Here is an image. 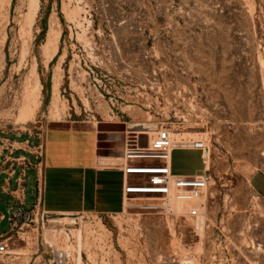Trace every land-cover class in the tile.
Returning <instances> with one entry per match:
<instances>
[{"label":"rangeland","instance_id":"obj_1","mask_svg":"<svg viewBox=\"0 0 264 264\" xmlns=\"http://www.w3.org/2000/svg\"><path fill=\"white\" fill-rule=\"evenodd\" d=\"M37 1L38 10L31 0H0V136L68 124H124L130 134L165 125L212 151L202 219L130 208L157 203L145 200L111 217L50 216L83 228L84 264H264V194L255 183L264 177V0ZM52 26L61 38L50 63ZM56 77L59 119L51 114ZM37 81L40 109L25 124L24 96ZM127 132L111 134L122 144ZM203 169L200 152L175 153V174ZM26 189L31 209L38 196L31 177ZM77 245L68 228L46 221L14 233L0 262L47 264L57 248L76 264Z\"/></svg>","mask_w":264,"mask_h":264},{"label":"crops","instance_id":"obj_2","mask_svg":"<svg viewBox=\"0 0 264 264\" xmlns=\"http://www.w3.org/2000/svg\"><path fill=\"white\" fill-rule=\"evenodd\" d=\"M101 141L108 146L100 149ZM117 143L116 135H102L91 123L57 126L43 133L0 136V204L16 203L13 195L19 189V181L25 176V187L30 177L37 183L40 170L45 178L43 206L51 215L123 214L128 205L124 187L129 177L121 162H117L125 145ZM44 144L46 155L40 164L36 153ZM18 171L21 172L14 185ZM255 183L264 194V177L256 178ZM26 206L28 209L27 189ZM3 219L0 211V224Z\"/></svg>","mask_w":264,"mask_h":264},{"label":"built area","instance_id":"obj_3","mask_svg":"<svg viewBox=\"0 0 264 264\" xmlns=\"http://www.w3.org/2000/svg\"><path fill=\"white\" fill-rule=\"evenodd\" d=\"M175 132L174 129L165 125L148 135L127 132L120 164L125 176L130 178L124 187V198L127 203L135 200L157 202L156 204L130 206V208L157 210L159 214L170 217L202 219L207 214V204L202 199L208 198L213 181L210 171L212 151L207 141L203 139L178 142L174 138ZM143 136L147 137L146 146H144ZM182 150L201 153L204 165L201 175L187 176L174 173L175 153ZM36 155L41 164L46 155L45 144L39 147ZM145 161L150 163L144 164ZM132 176H146L147 178L137 183H131ZM24 178L25 176L19 181V189L13 195L16 200V208L10 206L9 225L11 230L0 237V255L9 254V241L14 233L20 235L25 227H30L33 224L42 223L44 227L45 222L52 219L50 216H54L48 213L43 206L45 178L43 179L41 171L37 172L38 201L31 209H27L26 206ZM181 204L188 205V207L179 211L177 206ZM56 232L58 233L57 230ZM72 261L70 250L53 248L52 257L47 264H72Z\"/></svg>","mask_w":264,"mask_h":264},{"label":"bare ground","instance_id":"obj_4","mask_svg":"<svg viewBox=\"0 0 264 264\" xmlns=\"http://www.w3.org/2000/svg\"><path fill=\"white\" fill-rule=\"evenodd\" d=\"M6 1V0H5ZM30 1V0H29ZM11 4V3H10ZM31 8L33 9H37L38 8V1L37 0H31V4H30ZM30 9V7H29ZM32 9H30L31 11ZM38 10V9H37ZM36 10V11H37ZM32 14V13H30ZM32 17V16H31ZM61 38V34L56 30V28L54 26H52L50 32H49V36H48V42L46 43V45L44 46L45 50L47 53H51L50 54V58H49V62L51 63V61L56 57V55L58 54V50H59V41ZM37 66V65H36ZM37 69V68H36ZM59 69V67H58ZM36 72V71H35ZM34 72H31V74ZM57 74V73H56ZM59 76V74H57ZM31 76V75H30ZM57 76V77H58ZM29 77V76H28ZM32 77V76H31ZM56 77V78H57ZM38 78V77H37ZM34 80V78H32ZM31 79V80H32ZM30 80V79H29ZM36 80V79H35ZM60 80L59 78H57L55 81V86H54V99L52 102V117L53 119H59L60 118V109H59V98H58V92H59V86H60ZM34 82V81H33ZM34 84V83H33ZM41 84L40 82L37 81V85L35 87L29 86L28 84V88L26 90L25 96H24V101H23V106L21 109V113H20V121H22L23 123H30L32 121H34V119L36 118L37 112L40 109V101H39V96L41 94ZM26 88V86H25ZM61 108V107H60ZM185 120V119H184ZM55 122V121H54ZM137 133H141L144 135H148L150 133V131L145 130V131H136ZM135 132V133H136ZM200 134L196 133L195 136H199ZM187 134L185 132L182 131H176L174 138L178 141V142H186L189 141L191 139H187L186 138ZM202 137V136H201ZM204 137V135H203ZM204 140V139H203ZM122 159L121 158H117V162H121ZM210 171H211V166H210ZM203 202L207 201V197H204L202 199ZM128 207V206H127ZM188 206L186 205H178V209L179 211L185 210ZM67 217V216H66ZM82 222V221H81ZM49 223L51 225H63L66 228H68L70 230L71 233L76 235V239L78 240V245L76 247V251H77V262L76 264H84L83 262V250H84V242H83V228L78 229L76 228V226L78 225L77 221L75 219H70V218H52L49 220ZM80 226V225H79ZM56 229V228H55ZM54 229V231H55ZM85 231V230H84ZM64 232V231H62ZM61 232V234H62ZM52 245H55V243L53 241H49ZM18 252V251H17ZM27 251H25L26 254ZM10 253V252H9ZM194 260V259H193ZM192 260V261H193ZM191 261V260H190ZM189 263H193V262H189ZM0 264H8V263H2L0 262Z\"/></svg>","mask_w":264,"mask_h":264},{"label":"water","instance_id":"obj_5","mask_svg":"<svg viewBox=\"0 0 264 264\" xmlns=\"http://www.w3.org/2000/svg\"><path fill=\"white\" fill-rule=\"evenodd\" d=\"M98 131L102 135H107V134L116 133V132H121V133L127 132L124 124H104V123H101L98 125ZM143 138H144V146H146L147 137L143 136ZM108 144L109 143H107L106 141H101L99 148L100 149L105 148L106 146H108ZM0 211L4 216V219L0 224V228H3L9 224L10 214H9V211L5 207H0Z\"/></svg>","mask_w":264,"mask_h":264}]
</instances>
